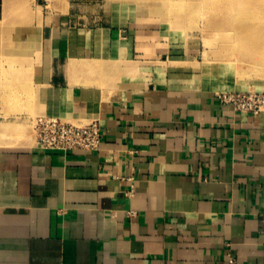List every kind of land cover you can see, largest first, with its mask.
<instances>
[{"label": "crops", "instance_id": "1", "mask_svg": "<svg viewBox=\"0 0 264 264\" xmlns=\"http://www.w3.org/2000/svg\"><path fill=\"white\" fill-rule=\"evenodd\" d=\"M130 7L0 0V264H264V111ZM38 117L99 149L39 148Z\"/></svg>", "mask_w": 264, "mask_h": 264}, {"label": "rangeland", "instance_id": "2", "mask_svg": "<svg viewBox=\"0 0 264 264\" xmlns=\"http://www.w3.org/2000/svg\"><path fill=\"white\" fill-rule=\"evenodd\" d=\"M118 1L129 3L131 11L136 16H151L160 21V25L172 45L171 56H195L204 65H219L225 72V79L242 86H250L247 90L263 87L264 56L260 57V51L256 45L264 42V38L261 37V34L264 35V0H244L247 4H243L245 5L243 8L234 5L219 9L213 5L218 2L212 0H210L211 2L207 0ZM249 5L254 11L248 8ZM240 8L241 11L244 9V14L247 13L244 18H242L243 13H240ZM239 13L242 16H239ZM235 17L237 21L234 20ZM231 18L232 20H230ZM245 18L248 19V22L244 21ZM256 25L262 32L256 31ZM248 27L251 29L247 30ZM245 38L248 44L244 42ZM195 63L197 64V62Z\"/></svg>", "mask_w": 264, "mask_h": 264}, {"label": "built area", "instance_id": "3", "mask_svg": "<svg viewBox=\"0 0 264 264\" xmlns=\"http://www.w3.org/2000/svg\"><path fill=\"white\" fill-rule=\"evenodd\" d=\"M220 100L235 110L260 113L264 111V91L226 90L217 93ZM36 145L48 150H98L101 126L98 120L85 123L66 121L58 117H38L34 123ZM134 191L132 184L130 192Z\"/></svg>", "mask_w": 264, "mask_h": 264}, {"label": "bare ground", "instance_id": "4", "mask_svg": "<svg viewBox=\"0 0 264 264\" xmlns=\"http://www.w3.org/2000/svg\"><path fill=\"white\" fill-rule=\"evenodd\" d=\"M204 1V0H203ZM208 2H211L210 0H207ZM206 1V2H207ZM213 2H218V4H215V3H213V5H215L216 7H217V9H219V8H221V7H224V6H231V7H233L234 5H236V6H238V7H242L243 8V6H245L247 3L246 2H244V0H212ZM246 1H248V0H246ZM201 3V2H200ZM243 4H245V5H243ZM251 4H253V3H251ZM250 4V5H251ZM248 6V8H252L251 6ZM254 8V7H253ZM239 9V8H238ZM244 9H245V7H244ZM244 9H242V11H241V8H240V13L243 15V17L242 18H244V16H246L245 14H247V13H245L244 14V12H243V10ZM249 9V10H250ZM247 10V9H246ZM252 10V9H251ZM252 11H254V10H252ZM239 12V11H238ZM249 12V11H248ZM240 13H239V16H242V15H240ZM252 13V12H251ZM254 14V13H253ZM227 15H229V14H227ZM248 16V15H247ZM251 16V15H250ZM240 19H241V17H239ZM239 18H237L238 20H239ZM252 18V17H251ZM228 19V18H227ZM246 20H244V21H246V22H248V19L247 18H245ZM254 19V18H253ZM229 20V19H228ZM227 20V21H228ZM230 20H232V18L230 19ZM235 21H237L236 20V17H235V19H234ZM243 20V19H242ZM224 21H225V19H224ZM243 21V22H244ZM259 21V20H258ZM221 22H223V21H221ZM246 22H244V23H246ZM224 23V22H223ZM239 23V22H238ZM240 24H242V23H240ZM253 24V23H252ZM243 25V24H242ZM241 25V26H242ZM236 26V25H235ZM248 26V25H247ZM254 26V25H253ZM245 27H246V25H245ZM251 29V27H248L247 28V30L248 29ZM255 28H256V31H259L260 29H259V26H255ZM262 29V28H261ZM236 30V29H235ZM240 30V29H239ZM241 31V30H240ZM237 32V31H236ZM253 32V31H252ZM260 32H262L261 30H260ZM257 33H259V32H257ZM240 34V33H239ZM255 34V33H254ZM249 35V34H248ZM262 36L261 37H263L264 38V35L263 34H261ZM235 36H236V34H235ZM234 36V37H235ZM248 36H246V38H247ZM246 38H245V40H246ZM249 38V37H248ZM251 38V37H250ZM242 40H244V39H242ZM249 40V39H248ZM250 40H252V39H250ZM238 41V40H237ZM245 43H247L248 44V41L246 40V41H244ZM257 42V41H256ZM243 43V42H242ZM250 43H251V41H250ZM246 47H248V45H246ZM250 48H251V46H250ZM256 48L257 49H259V51H260V54L259 55H261L260 57L262 58L263 56H264V42L262 43H260L259 45H258V43H257V45H256ZM256 48H255V50H256Z\"/></svg>", "mask_w": 264, "mask_h": 264}]
</instances>
